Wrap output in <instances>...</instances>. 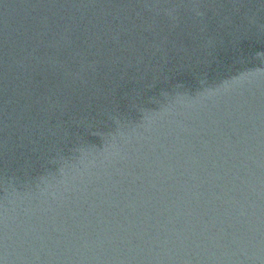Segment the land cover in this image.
Here are the masks:
<instances>
[{"label":"water","instance_id":"obj_1","mask_svg":"<svg viewBox=\"0 0 264 264\" xmlns=\"http://www.w3.org/2000/svg\"><path fill=\"white\" fill-rule=\"evenodd\" d=\"M0 264H264V0H0Z\"/></svg>","mask_w":264,"mask_h":264}]
</instances>
